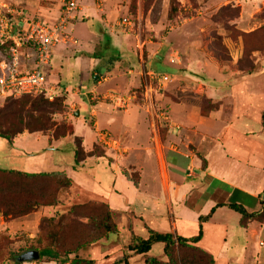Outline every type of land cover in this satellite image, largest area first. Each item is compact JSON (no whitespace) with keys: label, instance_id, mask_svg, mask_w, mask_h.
Segmentation results:
<instances>
[{"label":"crops","instance_id":"crops-1","mask_svg":"<svg viewBox=\"0 0 264 264\" xmlns=\"http://www.w3.org/2000/svg\"><path fill=\"white\" fill-rule=\"evenodd\" d=\"M156 1L79 0L67 32L74 39L80 37L82 44L56 46L51 62L53 58L58 62L47 66L50 71L46 77L55 95L65 93L67 110L60 120L70 123L73 135L55 139L50 132L24 131L11 143L0 138V159L11 161L0 169L30 174L64 172L71 180L57 205L40 207L32 214L36 225L40 216L49 211L55 216L69 205L93 200L107 205L117 231L83 251V258L94 264H143L147 257L160 258L162 243L153 244L145 254H136L128 250L131 238L145 239L149 230L192 238L198 234L199 218L207 216L196 246L212 256L213 264H264V53H252V69L240 67L242 39L231 38L225 29V25L245 33L258 29V20L256 24L251 20L264 11V0H179L178 12L182 13L173 16L182 25L162 33L157 26L162 21L155 12ZM98 2L105 5L111 18L117 15L114 8L120 4L121 12L129 15L123 17L133 20V29L111 25L96 8ZM166 5L170 9V0H160L161 7ZM213 7L234 15L217 22L213 29L221 37L227 59L216 57L213 49L200 47L201 27L209 30L208 24L200 22L204 20L200 15ZM36 8L50 22L60 16V9ZM94 18L99 23L97 29L86 23ZM195 20L197 25L190 26ZM145 22L151 30L143 29ZM86 41L88 46L83 44ZM97 47L106 54L95 53ZM84 60L91 63L84 65ZM64 64L68 65L66 71ZM71 69L77 71L76 80L71 78L77 84L60 86L64 74L70 79ZM21 70L28 69L23 64ZM147 70L166 74L171 81L143 100L146 91L154 87L150 79L147 84ZM104 85L112 87L105 92L128 93L138 88L137 98L127 110H118L95 96ZM150 100L153 105L148 110ZM87 122L89 127L78 135L76 130ZM100 130L117 139L120 148H104L98 137ZM67 139L74 157L75 139L81 141L85 156L78 159V165L95 163L93 188L80 185L81 169L67 168L64 161L57 160L62 141ZM228 204L241 205L257 217L243 225L241 215ZM19 223L9 221L10 238ZM36 232L26 235L34 239Z\"/></svg>","mask_w":264,"mask_h":264},{"label":"rangeland","instance_id":"rangeland-1","mask_svg":"<svg viewBox=\"0 0 264 264\" xmlns=\"http://www.w3.org/2000/svg\"><path fill=\"white\" fill-rule=\"evenodd\" d=\"M172 3V8L175 7V15H181V13L178 12V5H179V0H170ZM6 2L8 3L10 8H13L16 10V12L18 13H14V19L13 24H14V31H18V27H16V23L15 21H18L20 19V17L24 16L27 18H36V17H42L43 19L45 16L42 15V13L36 8L37 6H45L48 8H55V9H60L61 7V0H6ZM120 5V4H119ZM116 6L114 8V11H117V15L115 14L113 17L115 18H111L106 10L105 5H103V3L100 5V12L102 13L101 15H103L102 17L104 19H106V21H108L111 25H114L115 27L117 26H122L120 24H118V22L120 21L121 17L123 16H129L128 14H125L121 12L120 10V6ZM171 5V4H170ZM155 6L158 7V9L155 10L156 13H158V21H162L159 25H157L159 27V31L160 33H162L164 30L168 31L169 27L171 26H176V27H180L182 24L179 22V20L175 19L173 14H172V10H170L168 8V5L166 6H160V0L156 1ZM97 8V5H96ZM217 10L213 8H210L209 10L206 11L205 15L202 14L200 15L204 20H200L201 23H205L206 25H209V30L207 31V27H201V32L203 34V38L200 39V47L205 50L206 47L207 49H212L211 46L213 44H215L216 46H218L219 48V44L220 41L216 40L218 39L215 36V30H213L214 25L217 22H222V21H226V18H231L233 17V12L232 11H228V10ZM161 13V15L159 16V14ZM75 14L74 12L72 13V15ZM42 15V16H41ZM156 15V14H155ZM172 16V19H170V17ZM78 18V23H80V18L79 16H77ZM154 18H156V16H154ZM257 18V19H256ZM255 18V20H251L256 24V21L258 20V22L261 24V28L259 29L257 36H256V42L253 43L254 47L263 49L264 47V11H262L259 15H257V17ZM97 19H91L89 21H86V23L88 25L93 24L95 26V28L97 29L99 27V23L96 21ZM207 21V22H206ZM175 22L176 25H175ZM68 23H74V20H69ZM117 24V26H116ZM173 24V25H172ZM197 25V21H194V24H191L190 26H196ZM136 26V23H135ZM123 27V26H122ZM143 29L145 30H151L149 25L145 22L144 25H142ZM249 27H252V23ZM119 28V27H117ZM125 28V27H124ZM175 28V27H174ZM120 30V29H118ZM236 31L234 30L233 33H235ZM144 35V34H143ZM144 36H147L144 35ZM143 36V39H144ZM160 36V35H159ZM76 41L78 42L76 46L74 47H79L82 44V40L79 37H75ZM140 39H136V41L138 42ZM146 41V40H145ZM161 41V40H160ZM98 42V41H97ZM102 42V40H101ZM136 42V44H137ZM87 41L84 42L83 44L85 46ZM132 43L133 45L135 44L134 39L132 38ZM74 45V44H72ZM97 46H99V44H96ZM70 43H68V45L66 47H69ZM84 46V47H85ZM73 47V46H70ZM69 47V48H70ZM121 46H117V49L119 50ZM143 48L145 49V46L141 47V53L143 52ZM222 49V47H221ZM217 51L220 53V49H217ZM100 54H106L103 48H96L95 53H99ZM144 51V55H145ZM224 52V50L222 51ZM263 50H262V54H263ZM223 54V53H222ZM32 52L29 48L25 47L22 51H21V62H22V68H23V64L25 69H32V64H33V58H32ZM146 56V55H145ZM9 57L7 48L4 47H0V63L2 60H4L5 58ZM258 58V57H257ZM256 58V59H257ZM56 62H58V60H56L55 58H53L51 65L53 66ZM69 61L66 62V64H70ZM88 63H91L87 60H84V65H88ZM64 64V70L66 71L68 68V65ZM42 72L45 74V76L47 77L49 74L50 69H48L47 67H43L41 68ZM64 70L62 71V73H65ZM99 70L103 71V67L99 66ZM77 71H74V69H71V73L68 75L70 79H66L67 75L64 74V76L62 77V83L60 86H64L65 84H69L71 87L75 86L77 83L76 78H77ZM54 74V70L53 73ZM56 74V73H55ZM75 78V80L73 81L71 78ZM91 77V76H90ZM148 79L147 78V84H148ZM45 85H48L47 83H45ZM152 86H154V84L151 83ZM111 86L110 85H104L103 86V90L98 94L95 95L96 97H99L101 101L102 100V96L106 93V90H111ZM138 88H134L131 91L134 92H130V93H135L136 90ZM144 91V88H141ZM116 90V89H115ZM57 98L54 100L57 102L62 103V101H65V93L64 92H60L59 94H56ZM94 96V97H95ZM28 98L31 97H19V98H15V99H10V100H6L4 101H0L2 106H5L8 103H11L13 101L16 102V110H20L19 112L16 113V117L14 119L15 123H20L18 121V118L20 116L22 123H20L18 126H31V127H35L38 125V123H36L37 118H40L42 116H44V112H34L31 108L30 102L28 100ZM33 99V98H31ZM143 100H145V98H143ZM98 101V100H96ZM99 101V102H101ZM106 102L104 103H108L107 100H104ZM151 101V104L149 106H147V109L150 110V106L153 105V101ZM109 104V103H108ZM24 106V107H23ZM63 112H66L65 109L62 107H60V109L54 113V111H52L51 109L47 110V114L44 116L43 120H45V125L41 126V129H43V131H48L50 133H52L53 129H54V124L56 125H61V127L63 128H70V123L67 122L66 120H60V115L63 114ZM83 116L84 114L81 113ZM164 114V113H163ZM165 115V114H164ZM166 116V115H165ZM164 116V117H165ZM12 117V116H11ZM14 118V117H13ZM12 118V119H13ZM58 119V120H57ZM89 122H87L86 126L79 128L78 130H76L78 135H82V133L85 131V129L87 127H89ZM52 126V127H51ZM49 128V129H47ZM74 139V137H73ZM69 148H70V140H64L62 141V147H61V152L59 154L56 155L57 160L59 161H64L63 166H67V168H70V166H73L76 168L81 169L82 171H78L79 175H81V183L80 185L84 186H89V188H93L92 187V182L93 180L91 179V176L94 173V168L96 167L95 163H93L92 161H87L86 163H83V165L85 167H82L78 164L75 163V157L74 154H72V156L70 155L69 152ZM95 153H98L99 150L97 148L94 149ZM55 157V156H54ZM10 162V163H9ZM9 164H11V161L9 160H2L0 159V166L3 167H8ZM15 165V164H14ZM67 171H69L67 169ZM74 178H76V180L79 181V179L77 178V176H75V174L72 175ZM100 202L99 201H89L83 204H74V205H69L67 207H65L64 210H61L59 215H55L56 212H54L53 216V211H49L47 212L46 215L44 216H40V219L38 220V223L36 225V219L34 217H32V214L38 210L39 208H36L35 210L31 211L29 214L21 216V217H6L3 218L2 215L0 214V264H32V261H26V262H18L17 261V256L20 255L21 253L29 250L30 248H34L37 247L36 246V242H35V238L34 239H30L26 233L27 232H31V231H37L36 233L39 236V238L44 240L43 245H48V246H55V248L58 249L59 253L61 254V259L65 260V264H71V260L76 256L77 258H81L84 259L83 257L86 256V252H83L84 250L87 251V247L90 244L89 239L94 238L93 236L96 234V237L98 236V232L97 229L95 231V228L93 230L92 228V224H94L95 218H96V214L98 213V211H100ZM43 215V214H42ZM10 220H17L20 221L19 226L16 228V232L14 234L13 238H10L7 234V232L10 230L9 227V221ZM25 220L24 223L21 224V221ZM113 222L115 223L114 218L112 217ZM35 221V222H34ZM31 223H33L31 225ZM115 225L117 226V224L115 223ZM97 232V233H96ZM36 234V235H37ZM100 235V234H99ZM53 237H57L58 239V243L54 244L53 240L51 239ZM112 237V236H111ZM96 239V238H95ZM89 241V242H88ZM85 248H82L81 250H79L80 248L75 249V251L73 250L75 247H77L79 244L82 243H87ZM68 252H70V254H68ZM72 252V253H71ZM156 253V250L154 251L153 254ZM169 256L167 257H160L159 259H161L160 261L163 263H169V264H209V260L206 259L207 257L203 256L201 252L190 248V247H181L178 248L176 246V248L174 247L172 250H170L169 252ZM15 254V255H14ZM68 254V255H67ZM67 256V258H65ZM59 260L58 262H56L57 264H61L62 260ZM39 261V260H38ZM36 261V262H38ZM41 261V260H40ZM170 261V262H168ZM64 264V263H62Z\"/></svg>","mask_w":264,"mask_h":264},{"label":"trees","instance_id":"trees-1","mask_svg":"<svg viewBox=\"0 0 264 264\" xmlns=\"http://www.w3.org/2000/svg\"><path fill=\"white\" fill-rule=\"evenodd\" d=\"M170 4H171L170 8L172 10V14L175 15L176 8L175 7L172 8L171 1ZM171 19L172 18H170L169 20ZM225 26L224 27L226 31H230V33L228 34L231 36V38L236 39V37L239 36L242 39L243 56L239 60L240 67L249 66L252 69L253 68L252 60H254L252 53L253 52L262 53V50L264 51V47L263 49H260L257 48L258 46L257 47L253 46V43L256 42L257 33L261 27L250 33H245L236 30H235L236 32L233 33L234 32L233 27L227 25ZM215 36L218 38L216 40L220 41L219 48L215 44H213L211 48L214 50V52H216V57L227 59L228 56H226V50L222 44L221 37L216 33ZM8 47L9 45H6L4 48H8ZM217 49H220V53L217 51ZM223 50L224 52H222ZM34 67L35 64L33 61L32 69H34ZM21 68H22V62L20 61V72H23ZM32 69L30 68L24 72H30ZM20 97L33 98V99L28 98L32 110L34 112H39V113L44 112V116L47 114L48 109H51L52 111H54V113H56L60 109V107H62V105L65 111L67 110V106L64 104V100L62 101V103L57 101L54 102V100L57 98V95H55L53 101H48V99L44 95H38L35 97L24 95ZM10 99H15V98L14 97L0 98V100L4 102ZM15 105L16 102L13 101L11 103L6 104L5 106L2 105L0 106V138L5 139L7 142L11 143L13 138L17 134H21L24 131L46 132L43 131V129H41V126L45 125V120H43L44 116L37 118L36 123H38V125L35 127L26 126V125H24L23 127L18 126L20 123H22V121L19 116L17 118L20 123L14 122L16 113L20 111V110H16ZM52 135L55 139H61L66 136H71L73 135L72 126L70 125V128L66 129L61 127V125L58 126L54 124ZM75 143H76L75 157H76V164H78V159H83L85 154L81 146V141L79 139H75ZM70 186H71V180L66 176L64 172L30 174V173H23L14 170L0 169V214L2 215L3 218L21 217L29 214L31 211L39 207L55 206L58 204L57 199L60 196V194H62V192L68 189ZM100 204H101L100 205L101 207L99 208L100 211H98V213L96 214L94 224H92L93 230L95 228V231L97 229V231L100 233H98L97 237L95 234L93 236L94 238L89 239L90 244L100 241L101 239L105 238L108 234L115 233L117 231L116 225L112 220V214L110 212V209L104 203L100 202ZM228 207L238 212L241 215V221L243 225H245L247 221L251 219H255L257 217L255 214L248 213L241 205L228 204ZM60 213L61 212L58 211L56 215H59ZM207 218L208 216L199 218V231L195 237L182 238L172 233H159L149 230L148 236L145 239L140 237H132L131 242L128 245V250L133 251L136 254H145L151 249L153 244L162 243L164 245L163 256L168 257L170 254L169 253L170 250H172L174 247L176 248V246L178 248L190 247L201 252L204 257L205 256L207 257L206 259L209 260V264H213L212 256L196 246L202 234L201 223ZM39 236L40 235L37 234L35 237V242H36L35 244L37 247L30 248L29 250L38 251L39 261L48 260V261L58 262L61 259V254L59 253L58 249L55 248V246L43 245L44 240L39 238ZM51 239L53 240L54 244L58 243L57 237L52 236ZM88 242L79 244L73 250L75 251V249L77 248H80L79 250L85 248ZM68 254H70V252H68ZM65 258H67V256ZM160 260L161 259L156 257H147L143 264H169V263H163ZM61 262L64 264L66 263L64 259ZM71 264H94V261L77 258L75 256L71 260Z\"/></svg>","mask_w":264,"mask_h":264},{"label":"built area","instance_id":"built-area-1","mask_svg":"<svg viewBox=\"0 0 264 264\" xmlns=\"http://www.w3.org/2000/svg\"><path fill=\"white\" fill-rule=\"evenodd\" d=\"M101 3L98 2L97 9ZM79 8V0H61L60 16L50 22L42 17H20L15 21L18 31H14V13H18L9 7L6 0H0V47L7 48L9 57L0 63V98L29 95L32 97L44 95L48 101H53L55 94L52 86H47V79L41 68L47 67L51 63L53 50L56 46L68 43L76 44L77 41L67 32L68 21L72 18V13ZM120 25L132 30L134 22L130 17H122ZM29 48L34 57L35 67L30 72H20L21 51ZM154 85L143 95L145 100H149L154 89L160 91L163 85L169 83L170 77L157 71L147 70L144 73ZM137 98L135 93H122L117 91L106 92L103 100L118 110H127L133 100ZM162 116L165 115L162 113ZM166 119V116L164 117ZM100 143L104 148L118 150L120 143L114 139L107 131H98Z\"/></svg>","mask_w":264,"mask_h":264},{"label":"water","instance_id":"water-1","mask_svg":"<svg viewBox=\"0 0 264 264\" xmlns=\"http://www.w3.org/2000/svg\"><path fill=\"white\" fill-rule=\"evenodd\" d=\"M39 259L38 251L36 250H28L23 253H21L17 261L18 262H26V261H37Z\"/></svg>","mask_w":264,"mask_h":264}]
</instances>
